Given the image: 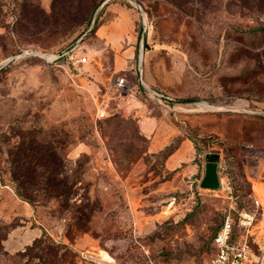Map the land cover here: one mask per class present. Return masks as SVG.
I'll return each mask as SVG.
<instances>
[{"label": "rangeland", "instance_id": "1", "mask_svg": "<svg viewBox=\"0 0 264 264\" xmlns=\"http://www.w3.org/2000/svg\"><path fill=\"white\" fill-rule=\"evenodd\" d=\"M143 14L142 78L178 101L141 86ZM113 75L137 97L98 120ZM26 155L44 162L19 180ZM210 160L218 189L201 184ZM254 190L264 0H0V264H210Z\"/></svg>", "mask_w": 264, "mask_h": 264}, {"label": "built area", "instance_id": "2", "mask_svg": "<svg viewBox=\"0 0 264 264\" xmlns=\"http://www.w3.org/2000/svg\"><path fill=\"white\" fill-rule=\"evenodd\" d=\"M77 62L83 65L87 58H79ZM136 97L135 87L126 77L113 75L106 93L97 102L96 118L104 120L109 116L113 100L117 108L124 110V105H130ZM258 214L264 217V201L254 190L252 208H243L236 219L232 215L225 217L213 239L215 254L210 264H264L263 218L260 220Z\"/></svg>", "mask_w": 264, "mask_h": 264}, {"label": "water", "instance_id": "3", "mask_svg": "<svg viewBox=\"0 0 264 264\" xmlns=\"http://www.w3.org/2000/svg\"><path fill=\"white\" fill-rule=\"evenodd\" d=\"M143 21H144V32H143V37H142V45H141V48H140V61H139V74H140L141 86L144 87L146 90H148L152 95L158 97L159 99H161L163 101H166V102L178 101V100H176L174 98H171L169 96H165L163 94H160L156 90L150 88L148 86V84L142 78L143 61H144V56H145V43H146L147 29H148L147 23H146V16L144 14H143ZM94 22H95V16H94V18L92 20L91 28L89 29V31L86 34H84L78 40V44L77 45H80L85 40V38L88 36L90 30L92 29V27L94 25ZM38 54L41 57H44L47 60L50 59L49 56L47 54H45V53L39 52ZM18 57H19V55L9 58L4 63L2 68L6 67L8 64H10L13 60L17 59ZM205 104L209 105L208 103H205ZM220 108H222V107H220ZM226 109L236 110V111H243V112H250V113H256L254 111H250V110H246V109H238V108H234V107H226ZM201 184H202L203 187L211 188V189H218L220 187V182H219V177H218V173H217V164L216 163H207L206 164V172H205V176H204Z\"/></svg>", "mask_w": 264, "mask_h": 264}, {"label": "trees", "instance_id": "4", "mask_svg": "<svg viewBox=\"0 0 264 264\" xmlns=\"http://www.w3.org/2000/svg\"><path fill=\"white\" fill-rule=\"evenodd\" d=\"M88 22H91V18L89 19ZM61 57H63V55L59 56V58H61ZM33 156L34 155H26V158H22V159H18L17 161H13L14 167H12V171H13V175L16 178H18L19 180H29V179H31V175H30L31 171H33L34 168L36 166H38L39 164H43L42 162H44V161H42L41 158L34 160V159H32ZM208 163H215V162L210 160ZM16 171H18V172L22 171V173L21 174H17ZM20 196H22V194H20ZM219 228L217 229V231L219 230ZM217 231L215 232L213 238L215 237Z\"/></svg>", "mask_w": 264, "mask_h": 264}, {"label": "bare ground", "instance_id": "5", "mask_svg": "<svg viewBox=\"0 0 264 264\" xmlns=\"http://www.w3.org/2000/svg\"><path fill=\"white\" fill-rule=\"evenodd\" d=\"M142 126L146 132L150 133L153 130L154 124H152L150 121L145 120L142 122ZM105 259L112 260L111 256L106 252H105Z\"/></svg>", "mask_w": 264, "mask_h": 264}]
</instances>
